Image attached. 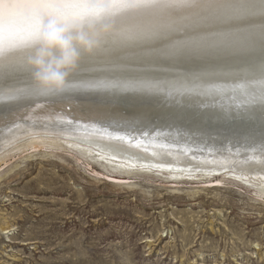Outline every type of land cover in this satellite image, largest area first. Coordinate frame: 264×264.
Instances as JSON below:
<instances>
[{
	"label": "bare ground",
	"instance_id": "bare-ground-1",
	"mask_svg": "<svg viewBox=\"0 0 264 264\" xmlns=\"http://www.w3.org/2000/svg\"><path fill=\"white\" fill-rule=\"evenodd\" d=\"M50 21L68 29L78 54L61 87L36 76L41 50L61 54L45 48ZM81 35L90 50L77 41ZM262 52L264 0H0V163L20 150L64 151L132 188L137 176L152 175L176 190L185 182L221 186L229 180L264 198V128L207 135L203 130L211 129L189 121L234 101L242 110L245 103L264 108V96L255 94L264 88ZM88 81L166 90L194 108L91 101L58 91ZM246 90L252 99L230 98ZM131 93L117 96L161 101ZM186 112L188 118L174 117Z\"/></svg>",
	"mask_w": 264,
	"mask_h": 264
},
{
	"label": "rangeland",
	"instance_id": "rangeland-1",
	"mask_svg": "<svg viewBox=\"0 0 264 264\" xmlns=\"http://www.w3.org/2000/svg\"><path fill=\"white\" fill-rule=\"evenodd\" d=\"M14 154L0 163V264H264V198L241 182L132 188L64 151Z\"/></svg>",
	"mask_w": 264,
	"mask_h": 264
},
{
	"label": "water",
	"instance_id": "water-1",
	"mask_svg": "<svg viewBox=\"0 0 264 264\" xmlns=\"http://www.w3.org/2000/svg\"><path fill=\"white\" fill-rule=\"evenodd\" d=\"M258 55L259 56L261 55L260 56L261 59H264L262 58L264 57V52L259 53ZM105 83L99 82V81H88V82L81 83L80 86L77 85L76 87H73L70 89L60 88L58 91H60V94H65V96H70V97L73 96L75 99H83V100L85 99V100H91V101L95 100V101L103 102L107 100L111 101L113 98H115L117 101L128 103V105L131 103L143 104L147 102H152L154 103V105H156L157 103L158 105L164 104L165 106H170V107H176L178 104L177 102H180L181 106H184L182 104L186 103L185 106H187L189 109L194 108V106L192 107L190 105H187L188 99L183 98L184 100H181L180 97L175 96L176 94L170 95L171 93H169L166 90L163 92H159V91L146 92L148 91L146 88H127V89L124 88L125 90H122L123 88H119V87H106ZM121 91H125L126 93L128 91H132L131 94H134V95L140 94L142 96H144V94H148V95L154 94V96L158 97L161 101L156 102L155 100L153 101L147 98H142V99L137 98L136 100H134L126 96H117L120 94ZM255 91L257 92L255 94H257L259 97L260 95L264 96V88L263 89L260 88L259 91L258 89H256ZM108 92H114V93H108ZM159 94H161V97H159ZM170 96H173V98H175V100L177 101H169V102L163 101L164 98L170 97ZM203 96H204L203 94L201 96L197 95L196 98L199 99L200 97H203ZM253 97H254V94L246 90L244 91V93L236 94L235 96H232L230 98H233V100H241V99L249 100V99H252ZM194 101H195V104L199 103L198 100H194ZM239 104L240 103H235V101L231 103H227L226 104L228 106L227 110H213V109L198 108L200 109V111L203 109L202 110L203 113H200L201 116L197 115L198 118H195V119L191 117L189 118L191 119L189 121H191L192 125L193 124L199 125V126L203 125V127H206L207 129H211L209 131L203 130L205 132H208L207 135H213V134L219 135L220 134V135H225V136H231L233 134V136H235L234 133L244 134L246 132H249L248 130L243 131L239 129H244V128L260 129L261 127L264 128V108H261V109L256 108V110H252L255 108L256 104H246L245 103L243 106L245 110H242L240 109ZM256 106H259V105H256ZM162 111L165 112L164 109H162ZM183 114L184 115L182 116L175 115L174 117H183V118L189 117L187 116V112ZM231 117H234V118L232 119ZM194 120H197V121H194ZM236 122L239 124H244L245 127H240V126L235 125ZM250 131H257V130H250ZM258 132L263 133L260 131Z\"/></svg>",
	"mask_w": 264,
	"mask_h": 264
},
{
	"label": "clouds",
	"instance_id": "clouds-1",
	"mask_svg": "<svg viewBox=\"0 0 264 264\" xmlns=\"http://www.w3.org/2000/svg\"><path fill=\"white\" fill-rule=\"evenodd\" d=\"M68 29L58 24L56 21H50L43 35L45 48H58L60 56L55 57L50 52L41 50L37 59L34 61L35 66L39 69L36 73L38 79L45 83L61 87L68 75L67 69L74 67L77 59V53L72 47V40L66 36ZM77 41L87 49H91V43L84 36H78ZM47 57V63L45 62Z\"/></svg>",
	"mask_w": 264,
	"mask_h": 264
}]
</instances>
